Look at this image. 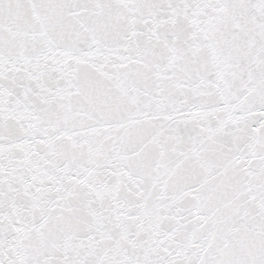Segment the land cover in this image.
Masks as SVG:
<instances>
[{
    "label": "snow or ice",
    "instance_id": "obj_1",
    "mask_svg": "<svg viewBox=\"0 0 264 264\" xmlns=\"http://www.w3.org/2000/svg\"><path fill=\"white\" fill-rule=\"evenodd\" d=\"M0 264H264V0H0Z\"/></svg>",
    "mask_w": 264,
    "mask_h": 264
}]
</instances>
